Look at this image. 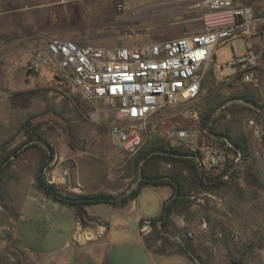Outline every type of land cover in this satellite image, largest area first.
<instances>
[{
    "label": "rangeland",
    "instance_id": "obj_1",
    "mask_svg": "<svg viewBox=\"0 0 264 264\" xmlns=\"http://www.w3.org/2000/svg\"><path fill=\"white\" fill-rule=\"evenodd\" d=\"M240 1L264 13V0ZM120 4L122 10L117 9ZM199 17L194 6L175 9L166 0H66L58 5L0 0V161L29 139L35 140L30 144H38L22 149L1 168L0 264L13 254L11 221L31 176L38 175L70 197L87 195L71 192L82 183L97 194L109 189L127 191L141 163L137 164L136 157L151 143L196 151L195 162L212 178L233 163L216 179V186L199 189L187 164H168L159 158L148 162L147 172L178 175L186 195L163 230L158 223L155 227L149 221L143 223L148 226L144 237L152 248L170 250L169 244L187 241L204 264H264V57L255 68L253 82H245L239 75L221 82L212 73L217 66L231 63L234 55L229 45L217 47L199 97L188 105L164 107L152 114L146 121L143 143L133 154L122 151L111 135L102 102L84 99L66 81L60 82L62 101L55 100L50 93L56 91L51 87L56 85L55 66L41 65L39 72L28 70L34 55L42 53L52 37L103 47L140 45L199 30ZM235 48L237 54L243 52L241 40L235 41ZM188 109L196 112V120L185 115ZM207 110H212L210 128L228 137L219 145L220 164L209 160L212 134L201 123ZM94 111L100 122L91 119ZM27 120L31 122L28 135L21 130ZM255 129L263 132L260 141L254 137ZM178 130H186L188 137L179 140L172 135ZM228 140L243 143L245 156L229 150ZM45 144L51 149V162ZM168 192L167 187L140 191L138 208L145 211L146 218L159 216ZM38 208L47 213L66 210L45 202ZM93 210L113 212L104 205ZM179 222H183L181 226Z\"/></svg>",
    "mask_w": 264,
    "mask_h": 264
},
{
    "label": "built area",
    "instance_id": "obj_2",
    "mask_svg": "<svg viewBox=\"0 0 264 264\" xmlns=\"http://www.w3.org/2000/svg\"><path fill=\"white\" fill-rule=\"evenodd\" d=\"M41 1L58 5L66 0ZM166 4L181 10L194 6L200 11V29L132 46L103 47L52 37L28 67L37 72L41 65L52 64L56 80L69 82L90 102H102L109 131L128 154L143 143L146 121L152 114L164 107L188 105L199 97L217 47L229 45L234 55L231 63L217 66L216 76L220 79L226 77L220 75L221 71L228 69L233 75L239 73L243 81L253 82L255 68L264 57L263 47L254 41L264 35V13L256 7L240 0H166ZM117 9L122 10L123 6L120 4ZM238 39L243 43L241 54L236 53ZM185 115L197 119L191 109ZM91 119L100 122L98 111L91 114ZM248 123L254 124L252 120ZM174 133L179 140L188 137L186 130ZM262 134L254 130L258 141ZM219 149L218 142H211L210 164L223 160ZM196 164L200 168L201 163Z\"/></svg>",
    "mask_w": 264,
    "mask_h": 264
},
{
    "label": "crops",
    "instance_id": "obj_3",
    "mask_svg": "<svg viewBox=\"0 0 264 264\" xmlns=\"http://www.w3.org/2000/svg\"><path fill=\"white\" fill-rule=\"evenodd\" d=\"M254 41L264 49V35L262 39ZM216 71L212 73L214 76ZM220 75L226 76L221 79L216 76L221 82L236 75L241 77L239 73L233 75L228 69L222 70ZM54 81L56 85L51 87L56 91H50L51 97L62 101L61 84L55 78ZM210 82L211 79H208ZM149 187L154 188L141 187L135 198L123 205L99 203L84 206V214L80 216L73 206L47 195L38 187L36 178L31 176L24 186L18 210L11 221L13 254L3 264H195L184 253L160 254L145 245L143 238L147 228H143L148 226L140 225L139 222L147 224L150 219L146 218L144 210L138 208V195ZM160 187L169 189L165 193L167 200L172 195V189L169 186ZM73 189L77 191L71 192L77 194H97L84 183ZM123 190L109 189L101 193L117 195ZM41 202L54 209L66 210L59 213L43 212L38 208ZM97 205H104L113 212H96L93 207ZM182 223L179 222V226Z\"/></svg>",
    "mask_w": 264,
    "mask_h": 264
},
{
    "label": "trees",
    "instance_id": "obj_4",
    "mask_svg": "<svg viewBox=\"0 0 264 264\" xmlns=\"http://www.w3.org/2000/svg\"><path fill=\"white\" fill-rule=\"evenodd\" d=\"M244 100H247L245 97H243ZM241 97V99H243ZM211 115H212V110H207L202 118H201V123L205 127L207 126L208 129L210 130V133L212 134L211 140L213 142H218L220 147L223 146L225 143L224 139L226 138L227 140V135L218 133L213 131L209 123L211 121ZM31 125L30 120H27L23 125L21 126V130L25 131L26 135L27 134V128L28 126ZM229 144L231 146H228L229 150H231L235 155L241 154V156H245L246 153V147L243 145V143H239L237 141H229ZM33 146H38L37 143H33L30 145H26L23 149H28ZM15 150V149H14ZM13 150V151H14ZM11 151V153L13 152ZM22 152V151H21ZM11 153L7 154L5 157L2 158L0 163L6 159ZM20 152L16 153L14 157H17ZM195 156H197V152L194 151H188L184 149L181 146H168L164 144H159L155 145V143H151L149 147L143 151L142 153H139L136 157L137 164L141 162L143 159L144 161L141 164V176L142 180L140 182L139 187L135 188L125 196L121 197L120 199H112L113 197L123 195L125 191H122L121 193L117 195H109L105 193H98L94 195H77L74 197L70 196H65L62 195L54 185L47 183L44 181L43 178L39 177L38 175L36 176V181L38 183V187L42 189L47 195L52 196L55 200L59 201L60 203L67 204L70 206H73L76 209V212L82 216L84 214V206H89L92 204H99V203H110L114 205H123L126 203L129 199L135 198L137 195L138 191L140 190L141 187L143 186H153V187H158V186H169L172 189V195L164 201L162 205L161 212L159 216L155 219H150L149 223L153 227L156 226L158 223L159 228H166L169 223H170V217L172 214H175L176 208L181 206L184 203V197L185 195V186H184V181L176 174H159V173H151L147 172L146 166L149 161H151L154 158H159L160 160L168 163V164H173V163H182V164H187L188 169L192 173V179L195 181V186L199 189H205L208 187H213L217 185L216 179L221 177L222 174H225L226 172L229 171V169L233 166V163H230L225 169L217 175V177H209L207 172L205 171L204 167H198L196 162H195ZM7 165V163L5 164ZM2 168V167H1ZM2 169H0V172ZM138 176V168H136V176L134 177L132 183L135 181V179ZM102 195L105 197H108L110 199L106 200H92L90 199L91 197ZM80 198H84L83 200H80ZM140 225L143 224V221L139 222ZM158 237H161V235H158ZM143 241L147 248H152V245L149 244L148 239L146 237L143 238ZM185 246L187 249H189L198 259L204 264L203 260L194 252L193 248L189 243L184 242ZM170 250H166V248L163 247H157L156 249L153 248L155 252H158L160 254H166V253H171V252H180L186 254L189 258L190 256L187 254L186 249L180 244H169L168 245ZM191 259V258H190ZM192 260V259H191Z\"/></svg>",
    "mask_w": 264,
    "mask_h": 264
},
{
    "label": "water",
    "instance_id": "obj_5",
    "mask_svg": "<svg viewBox=\"0 0 264 264\" xmlns=\"http://www.w3.org/2000/svg\"><path fill=\"white\" fill-rule=\"evenodd\" d=\"M34 139H29L27 141H25L24 143H22L20 146H18L6 159H4L1 163H0V169L2 166H4L6 164V162L10 159H12L16 153H18L19 151H21L27 144H30L32 142H34ZM36 141H40V140H36ZM45 146L48 149V162H51L52 160V153H51V149L45 144ZM144 161V159L141 161V163L138 166V177L136 178V180L134 181V183L130 186V188L123 194V195H119L116 197H113L112 199H120L121 197L125 196L126 194H128L129 192H131L132 190H134L135 188L139 187L140 182L142 180V176H141V164ZM44 169V168H43ZM42 169V170H43ZM84 198H80V200H83ZM90 199L92 200H106V199H110L108 197L102 196V195H98V196H94L91 197ZM184 249H186L187 254L190 256V258L192 259V261L195 264H202V262L198 259V257H196L189 249L186 248L185 244H181Z\"/></svg>",
    "mask_w": 264,
    "mask_h": 264
}]
</instances>
